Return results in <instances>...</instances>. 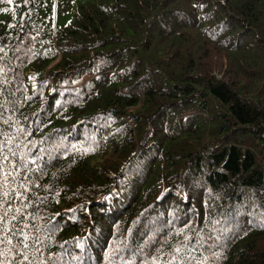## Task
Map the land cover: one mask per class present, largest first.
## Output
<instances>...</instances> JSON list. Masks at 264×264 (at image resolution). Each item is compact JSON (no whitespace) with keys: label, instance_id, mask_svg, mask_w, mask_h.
<instances>
[{"label":"trees","instance_id":"1","mask_svg":"<svg viewBox=\"0 0 264 264\" xmlns=\"http://www.w3.org/2000/svg\"><path fill=\"white\" fill-rule=\"evenodd\" d=\"M2 155L31 264H264V0H0Z\"/></svg>","mask_w":264,"mask_h":264},{"label":"snow or ice","instance_id":"2","mask_svg":"<svg viewBox=\"0 0 264 264\" xmlns=\"http://www.w3.org/2000/svg\"><path fill=\"white\" fill-rule=\"evenodd\" d=\"M11 2V0H9ZM11 151V150H9ZM14 156L15 153H12ZM9 161V156L7 155H2L0 156V193H2V198L4 203L0 204V207H4L5 211L3 215H0V225H3V229H0V234L6 233L3 235V239L0 240V243H5L7 242L8 247L5 248L4 253H0V255H3V260H0V264H31V261L29 260V255H28V249H29V244L27 241L29 240V236L27 233H25L22 229L19 230V235L22 237L21 240L17 241L16 245L12 244V239H10V236L14 237L16 235L15 232V225H12V230L9 229V218L12 221L17 220V217L15 215H12L10 209L12 208V205L8 203V201L12 198V196L15 197H22L24 195L23 192H21L19 189H16L14 192L12 191L13 187V180L12 177L14 173H19L21 169L19 167L14 166L12 171H8L5 169L4 164L5 162ZM20 187H26V184H21ZM24 207H27V205H24ZM16 212H20L21 208H16ZM27 227V225H25ZM36 244H40L39 239H36L35 241ZM17 245L23 249L19 253V259L16 261H11L9 259L8 253H12L14 249L17 247ZM35 251H39V249H34ZM177 252L180 251V249H176ZM178 257L173 256L172 260H176ZM153 264H162L160 261L159 257H154L153 258ZM165 264H172V261H166Z\"/></svg>","mask_w":264,"mask_h":264},{"label":"rangeland","instance_id":"3","mask_svg":"<svg viewBox=\"0 0 264 264\" xmlns=\"http://www.w3.org/2000/svg\"><path fill=\"white\" fill-rule=\"evenodd\" d=\"M215 55L220 56V53H215ZM221 56H224V55L221 53ZM217 59H218V57L214 56V61L217 60Z\"/></svg>","mask_w":264,"mask_h":264}]
</instances>
